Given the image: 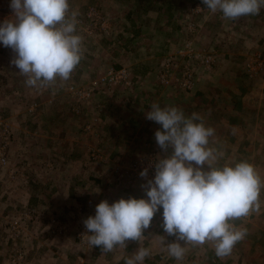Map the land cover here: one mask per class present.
I'll return each mask as SVG.
<instances>
[{"label":"rangeland","instance_id":"374dc122","mask_svg":"<svg viewBox=\"0 0 264 264\" xmlns=\"http://www.w3.org/2000/svg\"><path fill=\"white\" fill-rule=\"evenodd\" d=\"M9 4L0 0V22L13 14ZM92 5L99 17L87 14ZM69 6L84 50L69 80L27 86L0 44V264H124L134 254L135 241L91 248L83 220L101 200L147 198L141 185L161 152V125L145 116L152 103L198 113L215 130L210 146L249 161L264 180V7L229 20L202 0ZM110 68L125 69L130 83L104 82ZM161 223L162 209L144 232L143 264H264V189L260 211L233 222L248 234L225 258L210 243L169 257Z\"/></svg>","mask_w":264,"mask_h":264},{"label":"clouds","instance_id":"9594fccd","mask_svg":"<svg viewBox=\"0 0 264 264\" xmlns=\"http://www.w3.org/2000/svg\"><path fill=\"white\" fill-rule=\"evenodd\" d=\"M202 3L229 20L258 15L264 7V0ZM9 7L13 14L0 22V44L12 50L10 62L26 77V85L45 88L69 80L84 54L76 32L78 12L70 11L69 0H10ZM145 116L161 125L155 131L161 149L153 161L155 175L141 185L147 198L101 200L95 215L83 220L86 243L108 253L138 242L124 264H143L151 255L143 246L144 232L162 209L166 235H159V244L169 257L183 260L188 245L206 243L217 257L230 256L248 234L233 222L260 211L264 180L249 161L226 159L223 149L210 146L215 130L198 113L187 116L175 106L152 103ZM140 176H148L147 167Z\"/></svg>","mask_w":264,"mask_h":264},{"label":"built area","instance_id":"2783aa9c","mask_svg":"<svg viewBox=\"0 0 264 264\" xmlns=\"http://www.w3.org/2000/svg\"><path fill=\"white\" fill-rule=\"evenodd\" d=\"M95 7H97V6H95V5L90 6V9L88 11L89 13H87L89 16H91L92 14H96L98 17L100 16V14L97 12ZM102 80L106 83L108 82L109 84H116L118 82L130 83V79L127 75V72L123 68H120L118 70H116L114 68H110L106 72V74L102 76ZM2 157H3V153H2ZM4 159L5 158L3 157L2 160H4Z\"/></svg>","mask_w":264,"mask_h":264},{"label":"crops","instance_id":"0c3cea01","mask_svg":"<svg viewBox=\"0 0 264 264\" xmlns=\"http://www.w3.org/2000/svg\"><path fill=\"white\" fill-rule=\"evenodd\" d=\"M16 84H17V82H14V83H13V86L16 85Z\"/></svg>","mask_w":264,"mask_h":264}]
</instances>
